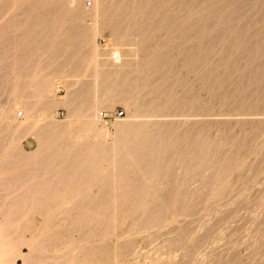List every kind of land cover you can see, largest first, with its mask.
Wrapping results in <instances>:
<instances>
[{
	"label": "rangeland",
	"instance_id": "1",
	"mask_svg": "<svg viewBox=\"0 0 264 264\" xmlns=\"http://www.w3.org/2000/svg\"><path fill=\"white\" fill-rule=\"evenodd\" d=\"M70 1L0 0L8 261L264 264V0Z\"/></svg>",
	"mask_w": 264,
	"mask_h": 264
},
{
	"label": "bare ground",
	"instance_id": "2",
	"mask_svg": "<svg viewBox=\"0 0 264 264\" xmlns=\"http://www.w3.org/2000/svg\"><path fill=\"white\" fill-rule=\"evenodd\" d=\"M76 1L77 0H71L70 1V3H73V4H75L76 3ZM72 6V5H71ZM63 10V9H62ZM98 12V11H97ZM98 15L99 14H97V13H92V14H90L89 15V17L91 18V20H92V25H91V27L89 28V34H88V37H87V41H88V43H89V45L91 46V58H90V60L93 62V64L97 67L98 66V63H99V60H100V58H101V56H102V53H104V52H106V51H109V53L111 52V54L113 55V53L115 52V46L116 45H118L119 44V40H118V38H117V36H116V34H115V32H110V43L108 44V45H106V46H104V48H102V49H100L97 45H95L94 43H92V40H93V38L94 37H96V36H98L99 35V32H100V30H101V28H102V24L100 23V21H99V18H98ZM122 16V15H121ZM35 21V20H34ZM131 23V22H130ZM104 25H106V24H104ZM104 27V26H103ZM106 27V26H105ZM38 28V27H37ZM114 37H115V39H116V42H115V39H114ZM222 38V37H221ZM16 39V38H15ZM115 45V46H114ZM114 46V47H113ZM40 48V47H39ZM111 48V51L109 50ZM71 50V49H70ZM37 52V51H36ZM7 53V52H6ZM38 53V52H37ZM122 54L124 55L125 53H123L122 52ZM37 56V55H36ZM89 56V55H88ZM120 59V58H119ZM80 60V59H79ZM113 61V60H112ZM119 62H120V60H119ZM65 63V62H64ZM63 63V64H64ZM132 63V62H131ZM16 64V63H15ZM108 64V63H107ZM22 65V64H21ZM133 65H135V64H133ZM132 66V65H131ZM52 68V67H51ZM132 68H134L133 66L130 68V69H132ZM137 68V67H136ZM49 69V68H48ZM114 69V68H113ZM97 70V69H96ZM70 72V71H69ZM68 72V73H69ZM87 72V71H86ZM92 72H93V70H92ZM108 72L109 73H114V70H108ZM134 72V71H133ZM43 73V72H42ZM64 73V72H63ZM62 73V74H63ZM125 73H127V72H124V74ZM33 74V73H32ZM47 74V73H46ZM51 74V73H50ZM46 75V76H43V78H41V83H39L40 84V87H38L39 88V90H38V93H37V100L39 101V102H41L42 100H44V98L45 97H47V93L49 92L50 93V89H51V85H52V81H53V79H54V77H53V75ZM55 74V73H54ZM135 75V74H134ZM23 79V78H22ZM77 79V78H76ZM81 80V79H80ZM122 80V79H121ZM39 81V80H38ZM28 83V82H27ZM129 83V82H128ZM33 85V84H32ZM98 85H99V74L96 72V74L94 75V87L96 88V89H98ZM103 85V84H102ZM125 85V84H124ZM37 86H39V85H36V87ZM122 86H123V84H122ZM93 87V86H92ZM137 89V88H136ZM99 91V90H98ZM134 91V90H133ZM107 92V91H106ZM36 93V92H35ZM47 94V95H46ZM105 94V93H104ZM169 94V93H168ZM90 95V94H89ZM97 95V94H96ZM117 95V94H116ZM110 96V95H109ZM73 97V96H72ZM75 98V97H74ZM106 97L104 96L103 98H99L98 96H96L95 97V99H94V101L88 106V113H95V112H98V110H99V107L100 106H106V105H108V100H106L105 99ZM76 99V98H75ZM127 99H128V97H127ZM19 102L20 101H18V103L16 102V108H19V107H22L21 106V104H19ZM37 103V102H36ZM113 103V102H112ZM39 104V103H38ZM130 104V103H129ZM42 105V104H41ZM75 105V104H74ZM131 105V104H130ZM156 105V104H155ZM9 107V106H8ZM68 107V106H67ZM15 108V109H16ZM38 108V107H37ZM22 109V108H21ZM72 109V108H71ZM80 109H82V108H80ZM131 109V108H130ZM23 110H24V108H23ZM39 110V109H38ZM43 110V109H42ZM45 111V109L42 111V112H44ZM47 112V111H46ZM45 112V113H46ZM25 123L26 124H28V123H30V122H33V120L35 119L36 121L39 119L38 117V119H36V117L35 118H33L34 116H35V114H34V116H33V113L30 111V110H26L25 112ZM37 113V112H36ZM41 113V112H40ZM44 113V114H45ZM87 113V114H88ZM86 114V113H85ZM37 115V114H36ZM40 116V115H39ZM47 116V114H45L44 115V117H46ZM96 116H97V114H96ZM158 116V115H157ZM86 117H87V115H86ZM85 118V117H84ZM96 118V117H95ZM94 117L92 118V119H95ZM18 119V118H17ZM22 119V118H21ZM42 119V118H41ZM80 119V118H79ZM82 119V118H81ZM139 119V118H138ZM165 119V118H164ZM3 120V119H2ZM34 120V121H35ZM38 121H41V120H38ZM77 121V120H76ZM31 124H33V123H31ZM37 124V123H36ZM39 124H40V122H39ZM155 124V123H154ZM38 125V124H37ZM52 125V124H51ZM147 125V124H146ZM28 126H29V124H28ZM39 126V125H38ZM36 128V127H35ZM153 128V127H152ZM166 129V128H165ZM148 130V129H147ZM133 131V130H132ZM102 133V132H101ZM155 133V132H154ZM167 134V133H166ZM148 137V136H147ZM156 138V137H155ZM160 139V138H159ZM180 139H182V138H180ZM177 140V139H176ZM134 143V142H133ZM158 145V144H157ZM172 145V144H171ZM159 151V150H158ZM159 156V155H158ZM162 156V155H161ZM26 157V156H25ZM180 157V156H179ZM22 158V157H21ZM157 160V159H156ZM151 162V161H150ZM10 165V164H9ZM97 167V166H96ZM187 167V166H186ZM86 168V167H85ZM87 169V168H86ZM80 170H81V168H80ZM91 170V169H90ZM97 172V171H96ZM94 174V173H93ZM103 175H104V173H103ZM45 180V179H44ZM52 181V180H51ZM12 183V182H11ZM115 183V182H114ZM85 184V183H84ZM30 188V187H29ZM30 190V189H29ZM28 191V190H27ZM84 192V191H83ZM29 193V192H28ZM32 195V194H31ZM29 196V195H28ZM4 197V196H3ZM32 198H33V196H32ZM103 198V197H102ZM30 199V198H29ZM32 200V199H31ZM77 200V199H76ZM6 201V200H5ZM83 201H84V199H83ZM15 202V201H14ZM19 202V201H18ZM23 202V201H22ZM24 203V202H23ZM125 203V202H124ZM135 203V202H134ZM9 204V203H8ZM119 204V203H118ZM134 205V204H133ZM54 206V205H53ZM11 210V209H10ZM97 219V218H96ZM99 220V219H98ZM160 222V221H159ZM95 229V228H94ZM95 231V230H94ZM91 232H93V231H91ZM17 235V234H16ZM78 237V236H77ZM30 240V239H29ZM42 241V240H41ZM47 242V241H46ZM77 244V243H76ZM1 245V244H0ZM2 246H4V245H2ZM1 247V246H0ZM22 247V246H21ZM37 247V246H36ZM15 248V247H14ZM11 249H12V247H11ZM8 250V249H7ZM13 250V249H12ZM77 251V250H76ZM22 252V251H21ZM10 253V252H9ZM8 253V255H10ZM8 256H7V251L6 250H0V264H17V259L15 260V261H11V262H9L8 261V258H7ZM20 257V256H19ZM175 257H177V255H175ZM175 257H172V255H170L169 257H166V259H169V262H170V260L172 261V259H174ZM21 259V258H20ZM162 259V258H161ZM177 259V258H176ZM233 259H235V258H233ZM11 260V259H10ZM176 261V260H175ZM203 262V261H202ZM204 263V262H203ZM203 263H201V264H203ZM229 263V262H228ZM236 263V262H235ZM192 264V263H191ZM199 264V263H198Z\"/></svg>",
	"mask_w": 264,
	"mask_h": 264
},
{
	"label": "built area",
	"instance_id": "3",
	"mask_svg": "<svg viewBox=\"0 0 264 264\" xmlns=\"http://www.w3.org/2000/svg\"><path fill=\"white\" fill-rule=\"evenodd\" d=\"M112 60H113V62H119V57H118V55L117 54H114V56H112ZM57 91L58 92H62L63 91V88H62V85L61 84H59L58 86H57ZM121 115V114H120ZM104 116V113H101L100 114V117H103Z\"/></svg>",
	"mask_w": 264,
	"mask_h": 264
}]
</instances>
